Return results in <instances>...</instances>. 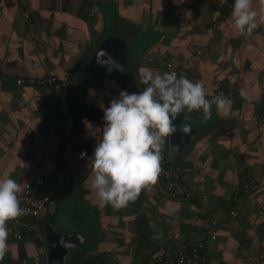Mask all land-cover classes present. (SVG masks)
Here are the masks:
<instances>
[{
    "label": "crops",
    "instance_id": "crops-1",
    "mask_svg": "<svg viewBox=\"0 0 264 264\" xmlns=\"http://www.w3.org/2000/svg\"><path fill=\"white\" fill-rule=\"evenodd\" d=\"M233 3L0 0V178L22 188L35 173L60 189L47 215L8 222L29 236H9L0 264H49L44 235L60 226L82 239L64 264L102 254L121 264L142 263L210 222L219 226L211 264H264V0H253L258 26L251 36L233 29ZM106 41L125 50L126 74L98 57ZM171 57L184 65L188 79L203 83L207 99L222 87L233 101L229 116L213 105L207 121L202 110L185 109L175 121L190 124L191 131L165 138V165L178 168L177 181L192 196L173 201L149 186L126 206H101L91 187L90 158L102 139L103 109L121 91L146 87L138 83L141 68L164 73ZM68 72L86 76L78 108L61 82ZM17 78L42 82L19 87ZM243 179L255 188L245 191L239 214L230 219L232 196Z\"/></svg>",
    "mask_w": 264,
    "mask_h": 264
},
{
    "label": "clouds",
    "instance_id": "clouds-1",
    "mask_svg": "<svg viewBox=\"0 0 264 264\" xmlns=\"http://www.w3.org/2000/svg\"><path fill=\"white\" fill-rule=\"evenodd\" d=\"M257 16L253 0H234L231 20L238 35L251 36L258 26ZM113 64L118 62L113 60ZM138 83L146 87L138 93L121 91L103 109L102 139L90 158L94 173L91 187L101 206H126L142 190L157 183L165 138L177 132L174 121L185 109L202 110L204 121L211 119L213 105L217 114L227 117L231 112L230 97L219 93L207 99L203 83L185 75L178 77L175 72L161 73L145 67L140 69ZM179 131L190 132V124H183ZM86 155L82 152L81 158ZM21 191L16 180L0 178V261L10 248L8 222L27 211L20 206Z\"/></svg>",
    "mask_w": 264,
    "mask_h": 264
},
{
    "label": "built area",
    "instance_id": "built-area-1",
    "mask_svg": "<svg viewBox=\"0 0 264 264\" xmlns=\"http://www.w3.org/2000/svg\"><path fill=\"white\" fill-rule=\"evenodd\" d=\"M165 72H175L177 76L184 74V65L178 62L174 57L169 58L165 63ZM51 82L57 81L51 77ZM42 82L37 78H27L26 80L18 78L16 83L18 85H29L37 82ZM63 84H68L66 78L61 81ZM86 85H79L74 92V106L78 108V105L82 101L83 93L86 89ZM133 93L132 91H127ZM223 93L225 96L231 98V93L226 92L222 87H219L214 95ZM213 95V96H214ZM260 122L264 125V104L262 107V114L260 116ZM51 127V122H48ZM165 151V147H164ZM163 151V155H164ZM176 170L178 168H168L165 165V159L162 160V172L159 175L156 184L151 185L155 187L160 195L166 199L173 201H186L192 196V192L185 186L181 185L177 181ZM255 188V184L252 180H241L236 186L234 195L232 196V203L228 211L229 218H235L242 207V197L246 190ZM22 191L18 194L21 204L20 206L26 209V214L17 220L27 218H39L43 215L50 213L56 204L59 196V185L57 182L44 177L40 174H31L22 186ZM26 217V218H25ZM10 235L14 240L21 239V233L18 228L10 226ZM219 226L216 222L208 223L204 230L197 235L189 236L182 242L178 243L172 249L160 250L151 256H149L144 262L136 264H211L210 254L213 242L217 238ZM91 264H121L113 259L109 254H103L99 256Z\"/></svg>",
    "mask_w": 264,
    "mask_h": 264
},
{
    "label": "water",
    "instance_id": "water-1",
    "mask_svg": "<svg viewBox=\"0 0 264 264\" xmlns=\"http://www.w3.org/2000/svg\"><path fill=\"white\" fill-rule=\"evenodd\" d=\"M124 52L123 47H119L113 41H106L99 48L98 57L103 58V63L108 68L114 69L115 72L126 74L128 71V56ZM113 60L118 62V64L114 65ZM177 122H174L178 129L174 135H179L180 138V132L182 131H179V127H182L183 124ZM172 140L174 139L172 138ZM50 234L46 233L44 235L48 262L49 264H64L66 258L74 251V248L81 244L82 239L78 233L69 232V230L61 226L56 227L53 235Z\"/></svg>",
    "mask_w": 264,
    "mask_h": 264
},
{
    "label": "trees",
    "instance_id": "trees-1",
    "mask_svg": "<svg viewBox=\"0 0 264 264\" xmlns=\"http://www.w3.org/2000/svg\"><path fill=\"white\" fill-rule=\"evenodd\" d=\"M6 78V77H5ZM4 78V79H5ZM18 79V78H17ZM16 79V80H17ZM20 79H23V80H26L27 78H20ZM66 79L68 81V84L66 85L67 89L69 90V93H70V96H71V104H72V107L74 108V92L75 90L77 89V87L79 85H87V81L85 80L86 79V76H77L74 72H68L67 75H66ZM16 80H15V84L17 86H26L24 84L22 85H18L16 83ZM28 85V84H27ZM140 195H142V191L140 193ZM58 199V198H57ZM26 218V217H25ZM35 218H27V219H21V220H34ZM8 227H10L8 225ZM20 233H21V239L20 240H26L27 237L29 236L28 232L26 231V229H22V230H19ZM27 233V234H26ZM31 233V232H30ZM32 235V233L30 234ZM11 237V235H9ZM34 243L37 247H39L41 244L38 243V241H35L34 240ZM103 255V254H102ZM101 256V255H99ZM99 256H93V257H84L82 256V258L77 261L80 262V264H91L93 263ZM80 257V256H79ZM210 258H211V254H210ZM78 259V257H77ZM210 263H211V260H210Z\"/></svg>",
    "mask_w": 264,
    "mask_h": 264
},
{
    "label": "rangeland",
    "instance_id": "rangeland-1",
    "mask_svg": "<svg viewBox=\"0 0 264 264\" xmlns=\"http://www.w3.org/2000/svg\"><path fill=\"white\" fill-rule=\"evenodd\" d=\"M65 224V223H64Z\"/></svg>",
    "mask_w": 264,
    "mask_h": 264
}]
</instances>
